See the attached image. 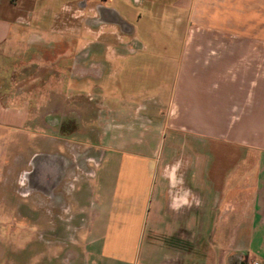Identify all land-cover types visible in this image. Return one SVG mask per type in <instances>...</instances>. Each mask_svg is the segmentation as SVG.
Segmentation results:
<instances>
[{
  "label": "crops",
  "instance_id": "obj_1",
  "mask_svg": "<svg viewBox=\"0 0 264 264\" xmlns=\"http://www.w3.org/2000/svg\"><path fill=\"white\" fill-rule=\"evenodd\" d=\"M68 3L0 0V55ZM99 6L120 16L113 7ZM190 13L204 23L193 38H205L206 46L195 52L191 41L178 93L151 107L112 98L116 115L134 121L125 134L111 131L105 139L104 131L95 143L102 152L93 173L78 179L72 192H78L85 215L83 256L98 264H243L245 249L253 252L245 239L257 247L253 262L264 257V181L257 170L264 157V0H192ZM61 92L53 90V97ZM20 103L0 76V169L8 157L15 158L23 135L25 142L39 141L37 131L23 129L28 120L33 124ZM155 111L163 113L161 123L153 118ZM199 118H205L204 129ZM151 133L167 141L160 156L158 143L150 144ZM181 135L188 138L184 145L177 139ZM247 135H254V143ZM43 142L47 150L55 146ZM229 151L242 171L216 173L219 152ZM39 176L44 179L45 173ZM247 222L241 240L238 227Z\"/></svg>",
  "mask_w": 264,
  "mask_h": 264
},
{
  "label": "rangeland",
  "instance_id": "obj_2",
  "mask_svg": "<svg viewBox=\"0 0 264 264\" xmlns=\"http://www.w3.org/2000/svg\"><path fill=\"white\" fill-rule=\"evenodd\" d=\"M68 2L61 13L33 25L16 48L0 55L6 90L28 107L33 126L28 120L23 129L27 134L29 128L37 131L39 140L25 142L23 135L15 158L8 157L0 169V264H98L83 256L85 215L79 212L78 192H72L78 179L93 173L102 152L95 143L104 131L108 129L105 139L111 131L125 134L134 121L116 115L111 99L160 105L169 94L178 93L191 41L196 42L192 51L204 52L206 46L205 38H193L194 31L203 30V22L192 20V0ZM101 4L117 10L116 21L104 17ZM52 89L62 92L53 97ZM152 115L160 123L164 120L160 111ZM199 127L204 129L205 118H199ZM150 137L151 146L158 143L160 156L167 143L164 135ZM253 137L247 135V142L254 143ZM177 139L184 145L188 138ZM43 140L54 141V148L47 150ZM234 154L215 155L216 173L242 171L243 165L233 164ZM257 170L264 181V157ZM248 226L247 222L238 227L241 240ZM244 245L253 250L243 253V264H250L257 247L248 239ZM257 260L264 264V257L258 255Z\"/></svg>",
  "mask_w": 264,
  "mask_h": 264
},
{
  "label": "flooded vegetation",
  "instance_id": "obj_3",
  "mask_svg": "<svg viewBox=\"0 0 264 264\" xmlns=\"http://www.w3.org/2000/svg\"><path fill=\"white\" fill-rule=\"evenodd\" d=\"M103 15H104L105 18H108V19H110L112 21H116L117 20V18L115 16L114 17L109 16L110 14L107 11H103Z\"/></svg>",
  "mask_w": 264,
  "mask_h": 264
},
{
  "label": "built area",
  "instance_id": "obj_4",
  "mask_svg": "<svg viewBox=\"0 0 264 264\" xmlns=\"http://www.w3.org/2000/svg\"><path fill=\"white\" fill-rule=\"evenodd\" d=\"M250 264H259L258 262H252V263H250Z\"/></svg>",
  "mask_w": 264,
  "mask_h": 264
}]
</instances>
